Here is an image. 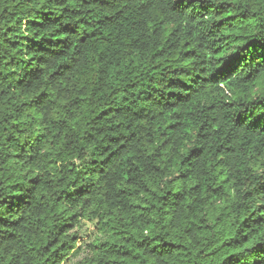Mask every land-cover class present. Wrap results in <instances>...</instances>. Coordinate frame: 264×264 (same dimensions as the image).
Wrapping results in <instances>:
<instances>
[{"label": "clouds", "instance_id": "1", "mask_svg": "<svg viewBox=\"0 0 264 264\" xmlns=\"http://www.w3.org/2000/svg\"><path fill=\"white\" fill-rule=\"evenodd\" d=\"M0 264H264V0H0Z\"/></svg>", "mask_w": 264, "mask_h": 264}, {"label": "trees", "instance_id": "2", "mask_svg": "<svg viewBox=\"0 0 264 264\" xmlns=\"http://www.w3.org/2000/svg\"><path fill=\"white\" fill-rule=\"evenodd\" d=\"M230 15H231V13H225V18L229 17ZM236 34H237L238 36L243 35V33L239 32V30L236 31ZM57 38H58V39H64V36H63V34L61 33ZM244 43H247V41H244ZM217 207H219V205H217Z\"/></svg>", "mask_w": 264, "mask_h": 264}]
</instances>
